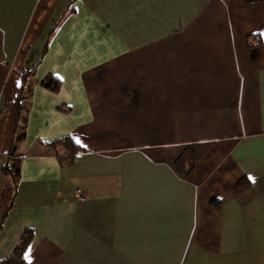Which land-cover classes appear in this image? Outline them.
Wrapping results in <instances>:
<instances>
[{
	"label": "crops",
	"instance_id": "0c3cea01",
	"mask_svg": "<svg viewBox=\"0 0 264 264\" xmlns=\"http://www.w3.org/2000/svg\"><path fill=\"white\" fill-rule=\"evenodd\" d=\"M3 214L0 260L264 264V0H0Z\"/></svg>",
	"mask_w": 264,
	"mask_h": 264
},
{
	"label": "trees",
	"instance_id": "16d2710c",
	"mask_svg": "<svg viewBox=\"0 0 264 264\" xmlns=\"http://www.w3.org/2000/svg\"><path fill=\"white\" fill-rule=\"evenodd\" d=\"M43 84L52 89H57L60 85V82L59 79L50 75L43 80ZM58 142H63L69 148L67 155L64 156L65 159L71 158L74 153L82 150V148L68 136L62 137L56 141L49 142L48 144L52 146L53 144ZM250 184V180L247 177L242 178L236 183L235 190L238 192L243 191L249 188ZM4 216L5 214L0 216V227L2 225ZM32 235L33 231L31 228L24 229L21 235V239L18 245L15 247L14 251L9 256L1 259L0 264H27L24 257V253L32 239Z\"/></svg>",
	"mask_w": 264,
	"mask_h": 264
},
{
	"label": "snow or ice",
	"instance_id": "6c2138e0",
	"mask_svg": "<svg viewBox=\"0 0 264 264\" xmlns=\"http://www.w3.org/2000/svg\"><path fill=\"white\" fill-rule=\"evenodd\" d=\"M250 179H251V177H250ZM26 256H27V254H26Z\"/></svg>",
	"mask_w": 264,
	"mask_h": 264
}]
</instances>
